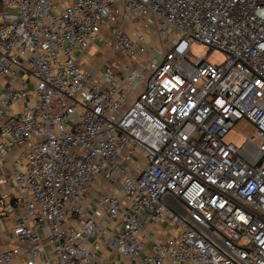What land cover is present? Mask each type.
<instances>
[{
  "label": "built area",
  "instance_id": "2783aa9c",
  "mask_svg": "<svg viewBox=\"0 0 264 264\" xmlns=\"http://www.w3.org/2000/svg\"><path fill=\"white\" fill-rule=\"evenodd\" d=\"M0 2L4 213L27 264H103L104 245L127 264H264V0ZM104 28L112 54L86 69Z\"/></svg>",
  "mask_w": 264,
  "mask_h": 264
},
{
  "label": "crops",
  "instance_id": "0c3cea01",
  "mask_svg": "<svg viewBox=\"0 0 264 264\" xmlns=\"http://www.w3.org/2000/svg\"><path fill=\"white\" fill-rule=\"evenodd\" d=\"M124 27L128 31L139 30L136 26L128 21L124 22ZM96 44H99L97 46ZM112 37L100 34L98 38L91 44V46L83 51L78 52L77 57L79 62L86 69H97L101 71L102 63L110 57ZM15 151H11L5 160L0 161V254L8 250L18 248V252L13 255V260L10 264H27L29 255L24 247L18 246L13 238L12 226L13 218L6 216L4 213L5 202L12 196V183L7 182L6 178L9 174L11 163L13 162ZM48 232V230H45ZM148 232L158 240H166L173 233L172 228L168 225H150ZM49 248V247H48ZM103 264H127L121 254L117 252L113 245L103 246L100 251Z\"/></svg>",
  "mask_w": 264,
  "mask_h": 264
},
{
  "label": "rangeland",
  "instance_id": "374dc122",
  "mask_svg": "<svg viewBox=\"0 0 264 264\" xmlns=\"http://www.w3.org/2000/svg\"><path fill=\"white\" fill-rule=\"evenodd\" d=\"M7 11L14 12L15 8L9 7L7 8ZM150 32L153 31L150 29ZM167 32L168 35L164 37L157 35L153 40V44L156 45L157 43H160L161 45L166 47V45L171 40V33L173 32V30L168 29ZM102 34L112 37V33L109 28H104ZM96 45L99 46V44ZM190 55L194 59L198 57L206 58L210 63L218 65L223 63L227 58V55L223 51L219 49L211 50L208 46L197 43L191 46ZM253 131L254 126L247 120L243 119L239 121L234 128H232V130L227 134L226 138L227 140L233 141L239 145L246 139L250 138L253 134Z\"/></svg>",
  "mask_w": 264,
  "mask_h": 264
},
{
  "label": "trees",
  "instance_id": "16d2710c",
  "mask_svg": "<svg viewBox=\"0 0 264 264\" xmlns=\"http://www.w3.org/2000/svg\"><path fill=\"white\" fill-rule=\"evenodd\" d=\"M3 8V5H2V3L0 2V10Z\"/></svg>",
  "mask_w": 264,
  "mask_h": 264
}]
</instances>
